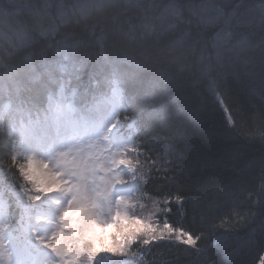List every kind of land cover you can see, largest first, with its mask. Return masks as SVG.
<instances>
[{"label":"trees","instance_id":"16d2710c","mask_svg":"<svg viewBox=\"0 0 264 264\" xmlns=\"http://www.w3.org/2000/svg\"><path fill=\"white\" fill-rule=\"evenodd\" d=\"M140 23L135 8L99 27L69 29L57 38L62 46L52 41L37 49L33 78H42L45 56L68 46L79 81L102 73L108 92L121 91L114 131L155 164L129 193L157 200L165 230L135 237L128 253L134 264H264V73L219 75L177 65L126 87L131 72L124 70L133 66L129 49ZM18 157L3 161L18 170L12 177L18 186L0 182L13 224L20 202L34 201L35 183L26 175V159ZM44 194L39 203L53 195Z\"/></svg>","mask_w":264,"mask_h":264},{"label":"clouds","instance_id":"9594fccd","mask_svg":"<svg viewBox=\"0 0 264 264\" xmlns=\"http://www.w3.org/2000/svg\"><path fill=\"white\" fill-rule=\"evenodd\" d=\"M141 10L126 87L134 88L146 74L161 67L185 65L210 74L264 73V0H0V182L13 181L16 169L3 161L34 156L60 173L64 189L55 193L64 205H87L102 227L118 223L122 193L109 191L73 163L95 127L108 113L107 78L70 81L54 88L37 71L32 57L56 41L63 45L69 29L87 30ZM22 179V177L20 178ZM32 245V264H132L115 251L119 241L103 232H41Z\"/></svg>","mask_w":264,"mask_h":264},{"label":"rangeland","instance_id":"374dc122","mask_svg":"<svg viewBox=\"0 0 264 264\" xmlns=\"http://www.w3.org/2000/svg\"><path fill=\"white\" fill-rule=\"evenodd\" d=\"M39 59L41 58L40 54ZM117 88H113L108 92V96L116 97ZM113 100L109 99L105 103V110L108 113L107 119L100 122L94 129L92 136L88 142L83 146L81 152L75 158H69L62 163L72 165L75 164L82 172L90 174L92 179L102 183L109 191L112 187L113 180L118 177L125 175L124 171L115 168L118 159L121 157L122 153L119 154V147L110 148L109 145L105 144L102 148L98 149L99 136L105 131L106 125L110 121V111L113 108ZM98 150V152L96 151ZM127 161L130 164V168L127 164L128 181L131 180L135 186L138 187L140 180L149 175L151 168L154 167V162L149 164L145 159L142 158L141 152L132 146L127 148ZM17 154H19L17 152ZM125 159V157H124ZM30 162L28 166L25 167L27 177L35 183L32 191L34 201L26 200L31 203L34 207L49 206L52 220L46 221L45 229L51 227L55 229V235L60 239L64 237L66 231L72 229L74 222L75 230H70L74 234H80L82 231L88 235H95L103 232L105 236L111 241L113 235L119 241L118 246L115 251L118 254H128L135 237H140L141 234H152L153 236H159V234H165L158 223L157 216L159 215L161 209L160 204L157 200H153L150 197L144 195H137L135 198H128L129 194L125 191V202L120 207L118 213V223L110 224L102 227L98 224L91 214L87 211V205L82 203H71L64 205L61 200L57 199L55 193L61 192L64 189V182L60 180V173L55 172L49 167L47 162L42 161L34 156L28 158ZM145 160V161H144ZM119 163V161H118ZM125 184V182L123 183ZM43 185L48 188V191L52 192V188L56 189L54 191V196L50 199L46 197L41 199L42 203L36 200L40 198L41 192L44 191ZM40 187V188H39ZM53 189V190H54ZM42 190V191H41ZM47 190V189H46ZM45 190V191H46ZM127 195V196H126ZM44 196H46L44 194ZM44 199L46 201H44ZM38 212H42L41 210ZM6 222L0 219V264H13L10 258H7L6 252L4 251L2 242V230L5 229ZM62 225H65L67 230H61ZM77 225V230H76ZM29 229V234L33 235V240H41V232L45 229ZM70 227V228H69ZM11 237L14 244L22 251L27 250V234L18 235V240L15 241L13 237V232L10 230ZM62 236V237H61ZM4 244V243H3ZM33 245V243H32ZM22 247V248H20ZM28 251V250H27Z\"/></svg>","mask_w":264,"mask_h":264},{"label":"bare ground","instance_id":"6f19581e","mask_svg":"<svg viewBox=\"0 0 264 264\" xmlns=\"http://www.w3.org/2000/svg\"><path fill=\"white\" fill-rule=\"evenodd\" d=\"M195 70V69H194Z\"/></svg>","mask_w":264,"mask_h":264}]
</instances>
